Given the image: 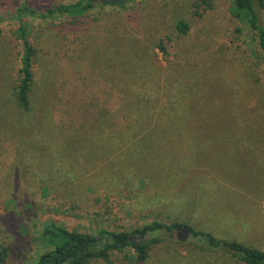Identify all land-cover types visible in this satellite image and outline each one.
Here are the masks:
<instances>
[{"label":"rangeland","instance_id":"rangeland-1","mask_svg":"<svg viewBox=\"0 0 264 264\" xmlns=\"http://www.w3.org/2000/svg\"><path fill=\"white\" fill-rule=\"evenodd\" d=\"M75 1L0 0L6 264H33L51 223L94 233L176 221L264 250V49L247 18L232 0H129L74 17L36 14ZM22 6L35 13L20 15L35 53L27 109L15 97L13 15ZM257 12L264 30V9ZM127 90L134 107L153 104L144 118L126 107ZM125 115L138 124L133 133ZM176 233L153 240L144 262L125 248L86 264H237Z\"/></svg>","mask_w":264,"mask_h":264},{"label":"trees","instance_id":"trees-1","mask_svg":"<svg viewBox=\"0 0 264 264\" xmlns=\"http://www.w3.org/2000/svg\"><path fill=\"white\" fill-rule=\"evenodd\" d=\"M127 1L113 0H76L72 3L60 4L47 8L44 13H36L39 16H80L88 13L96 7H105L107 5L123 6ZM233 9L237 15L246 17L249 27L257 34L258 41L264 49V30L258 24V7H263L261 0H232ZM34 13L26 6L20 7L13 15L18 19V39L21 45L19 56V82L15 97L17 103L23 109L29 106V91L33 80L31 67L34 59V48L28 39V25L21 19V14ZM187 25L183 21L176 24V30L184 33ZM163 48V46H160ZM120 94V93H119ZM127 108L132 107L131 113L137 118H144L147 112H150L152 103L148 100L138 103L134 107L130 103L136 101L135 91L127 90L121 93ZM137 101L141 100V94ZM132 115H125L129 123L125 128L132 133L137 130L138 124L130 119ZM145 119L142 120L144 122ZM142 122L140 124H142ZM137 127V128H136ZM184 226L191 232V236L204 244L207 249L231 258L237 264H264V250L247 245L236 240H227L216 238L213 234L196 230L182 222H159L156 220L138 227L134 230L109 231L105 228H99L94 233L80 232L76 230H67L63 226L51 223L46 226L45 236H47V249L41 252L33 264H86L92 259H107L114 251H121L130 248L135 253V261L144 262L149 255L150 243L157 238L161 239L164 234H169L176 227ZM8 256V247L0 243V264H6Z\"/></svg>","mask_w":264,"mask_h":264},{"label":"water","instance_id":"water-1","mask_svg":"<svg viewBox=\"0 0 264 264\" xmlns=\"http://www.w3.org/2000/svg\"><path fill=\"white\" fill-rule=\"evenodd\" d=\"M113 1H124V0H113ZM176 238L180 241L186 240V238L190 235V230L184 226L176 227Z\"/></svg>","mask_w":264,"mask_h":264},{"label":"flooded vegetation","instance_id":"flooded-vegetation-1","mask_svg":"<svg viewBox=\"0 0 264 264\" xmlns=\"http://www.w3.org/2000/svg\"><path fill=\"white\" fill-rule=\"evenodd\" d=\"M263 3H264V1L263 0H261ZM258 8H263L264 9V6L263 7H258Z\"/></svg>","mask_w":264,"mask_h":264}]
</instances>
